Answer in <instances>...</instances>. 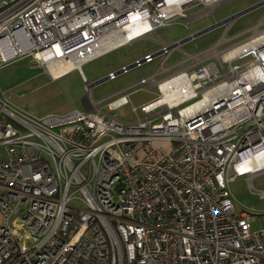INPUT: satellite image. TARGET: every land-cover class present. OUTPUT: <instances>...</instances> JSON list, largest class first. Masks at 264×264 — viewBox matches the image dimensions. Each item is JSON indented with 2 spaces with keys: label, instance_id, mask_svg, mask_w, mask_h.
I'll return each mask as SVG.
<instances>
[{
  "label": "built area",
  "instance_id": "2783aa9c",
  "mask_svg": "<svg viewBox=\"0 0 264 264\" xmlns=\"http://www.w3.org/2000/svg\"><path fill=\"white\" fill-rule=\"evenodd\" d=\"M223 1L0 0V65L27 58L38 77L77 72L87 87L82 110L42 118L0 95V264H264V228L251 229L254 211L229 191L264 174L252 161L264 152V14L232 37L227 20L195 53L157 39V52L95 83L81 72ZM156 60L149 77L93 100L97 85ZM143 84L159 97L141 118L112 114Z\"/></svg>",
  "mask_w": 264,
  "mask_h": 264
},
{
  "label": "rangeland",
  "instance_id": "374dc122",
  "mask_svg": "<svg viewBox=\"0 0 264 264\" xmlns=\"http://www.w3.org/2000/svg\"><path fill=\"white\" fill-rule=\"evenodd\" d=\"M264 0H225L213 8L211 14L202 6L195 5L186 11L190 18L188 29L182 26V20L176 19L172 23L157 29L154 32L155 40L150 38L140 39L130 45L124 46L110 54L97 58L84 65L81 70L89 84L101 80L107 73L122 65H130L135 60L142 59L145 54H152L159 50L160 43L156 39L173 43L198 33L213 24V20L223 21L244 9ZM264 6L256 9L236 20H234L228 31L232 37L249 28H252L262 18ZM225 26L217 27L192 41L183 45L186 53H195L198 50L211 47L224 32ZM215 42V43H214ZM182 59L180 53H173L167 65H172ZM159 61L143 65L140 68L132 69L127 74L119 75L114 80L105 81L92 90L94 101L102 100L111 94L121 91L131 84L138 83L152 75L157 68ZM32 62L27 58H20L6 65H0V95L3 93L10 102L17 108L33 114L37 118L49 115L63 116L74 109L82 110V101L86 97L87 87L81 82L76 72L71 73L57 81H51L47 76H37V72L31 67ZM41 71H38L40 75ZM155 88L149 90L147 84H143L138 91L129 96L130 104L112 114L118 118H128L133 121L135 114L141 118V108L158 99ZM102 111H106L104 105ZM126 112L123 117L122 113ZM167 146V145H164ZM3 149H0V158H3ZM229 191L235 203L245 210L264 206V199H261L257 192H264V174L247 182L245 178H237L230 182ZM2 215L0 213V225ZM14 219H11L13 229L18 232L20 227Z\"/></svg>",
  "mask_w": 264,
  "mask_h": 264
},
{
  "label": "crops",
  "instance_id": "0c3cea01",
  "mask_svg": "<svg viewBox=\"0 0 264 264\" xmlns=\"http://www.w3.org/2000/svg\"><path fill=\"white\" fill-rule=\"evenodd\" d=\"M240 18V17H239ZM238 19V18H237ZM146 38H150V39H153V40H155V36H154V34L153 35H151V36H149V37H146ZM142 39H145V38H142ZM140 40V39H139ZM138 41V40H137ZM156 41H157V39H156ZM215 43V42H214ZM214 45V44H213ZM160 48V47H159ZM205 49V48H204ZM116 51V50H115ZM112 52H114V51H112ZM112 52H110V53H112ZM157 52V51H156ZM110 53H108V54H110ZM107 55V54H106ZM146 55V54H145ZM105 56V55H104ZM144 56V55H143ZM103 57V56H102ZM92 62V61H91ZM90 63V62H89ZM88 64V63H87ZM123 66H126V65H122V66H120V67H123ZM120 68H115V69H113V70H111V71H109L108 73H107V75L109 74V73H113V72H117L118 70H119ZM81 72H82V70H81ZM71 73H74V72H71ZM70 73V74H71ZM77 73V72H76ZM78 74V73H77ZM83 74V73H82ZM79 76V75H78ZM79 78H80V76H79ZM62 79V78H61ZM104 79V78H103ZM81 80V79H80ZM97 81H99V80H97ZM96 81V82H97ZM82 82V81H81ZM95 83V82H94ZM135 84V83H134ZM132 85V84H131ZM130 86V85H129ZM128 87V86H127ZM126 87V88H127ZM125 89V88H124ZM122 91V90H121ZM117 92H119V91H117ZM117 92H115V93H117ZM115 93H113V94H115ZM113 94H111V95H113ZM131 95V94H130ZM85 99V98H84ZM84 99H83V101H82V105H83V102H84ZM252 179H254V178H252ZM251 179V180H252ZM246 181L247 182H250L249 180H247L246 179ZM261 199H264V198H261ZM238 207H240V206H238ZM241 208V207H240ZM247 209V208H246ZM254 212V219H253V221L251 222V229L252 230H258V229H261V228H264V206H261V207H256V209L255 208H251Z\"/></svg>",
  "mask_w": 264,
  "mask_h": 264
},
{
  "label": "water",
  "instance_id": "95a60500",
  "mask_svg": "<svg viewBox=\"0 0 264 264\" xmlns=\"http://www.w3.org/2000/svg\"><path fill=\"white\" fill-rule=\"evenodd\" d=\"M263 6H264V1H261V2H259V3H256V4L252 5V6H250V7L246 8V9H244L243 11H241V12H239V13L233 15V16L230 17V18H227V19H225V20H223V21H219V22L217 23V26H213V25H211L210 27H208V28H206V29H204V30H202V31H200V32H198V33H195V34L192 35L191 37H187L186 39H183V42H188V41H190L191 39H195V38H197V37H199V36H201V35H203V34L209 32V31H212V30L216 29L217 27H220L223 23H225V22H226L227 20H229V19H237V18L242 17V16H244V15H246V14H248V13H250V12L256 10V9H259V8L263 7Z\"/></svg>",
  "mask_w": 264,
  "mask_h": 264
},
{
  "label": "bare ground",
  "instance_id": "6f19581e",
  "mask_svg": "<svg viewBox=\"0 0 264 264\" xmlns=\"http://www.w3.org/2000/svg\"><path fill=\"white\" fill-rule=\"evenodd\" d=\"M72 63H67V64H57L55 67H50V72L56 76L59 75L61 73H63L66 70H70L72 68ZM264 152H262V154L258 157V158H254L252 157V161H254L255 164H253V167L256 169V167H258L257 165H260V163H257L255 160L257 161H264ZM251 161V162H252ZM250 163V162H249Z\"/></svg>",
  "mask_w": 264,
  "mask_h": 264
},
{
  "label": "clouds",
  "instance_id": "9594fccd",
  "mask_svg": "<svg viewBox=\"0 0 264 264\" xmlns=\"http://www.w3.org/2000/svg\"><path fill=\"white\" fill-rule=\"evenodd\" d=\"M194 35V34H193Z\"/></svg>",
  "mask_w": 264,
  "mask_h": 264
}]
</instances>
